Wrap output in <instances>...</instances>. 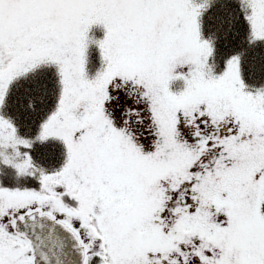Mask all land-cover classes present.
<instances>
[{
	"label": "snow or ice",
	"instance_id": "6c2138e0",
	"mask_svg": "<svg viewBox=\"0 0 264 264\" xmlns=\"http://www.w3.org/2000/svg\"><path fill=\"white\" fill-rule=\"evenodd\" d=\"M0 264H264V0H0Z\"/></svg>",
	"mask_w": 264,
	"mask_h": 264
}]
</instances>
